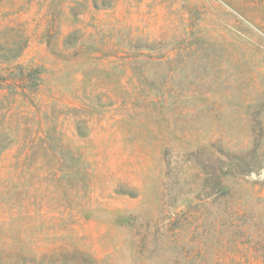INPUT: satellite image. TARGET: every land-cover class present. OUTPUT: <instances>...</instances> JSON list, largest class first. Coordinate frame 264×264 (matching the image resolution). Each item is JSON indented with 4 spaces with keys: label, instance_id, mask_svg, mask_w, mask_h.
Masks as SVG:
<instances>
[{
    "label": "rangeland",
    "instance_id": "rangeland-1",
    "mask_svg": "<svg viewBox=\"0 0 264 264\" xmlns=\"http://www.w3.org/2000/svg\"><path fill=\"white\" fill-rule=\"evenodd\" d=\"M0 130V255L264 264V0H0Z\"/></svg>",
    "mask_w": 264,
    "mask_h": 264
},
{
    "label": "trees",
    "instance_id": "trees-1",
    "mask_svg": "<svg viewBox=\"0 0 264 264\" xmlns=\"http://www.w3.org/2000/svg\"><path fill=\"white\" fill-rule=\"evenodd\" d=\"M26 78H28V76H26ZM38 138L45 142L47 135L44 136V134L41 133L38 135ZM9 144L10 142L8 141V138H6V135L0 130V153L6 150ZM54 169L57 170V167H54ZM4 242L5 243L2 244L3 246L7 243L6 241ZM6 247L8 248L6 249ZM4 249H6V252L0 255V260L9 264H98L96 258L79 249L77 252L80 253L81 256L74 261L64 258L59 250L57 251L56 247L48 249L36 247L37 253H35V251L25 249L20 243L13 241L12 239L6 246H4Z\"/></svg>",
    "mask_w": 264,
    "mask_h": 264
}]
</instances>
